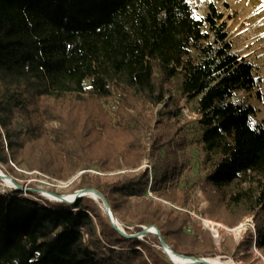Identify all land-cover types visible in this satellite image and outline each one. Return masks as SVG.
Instances as JSON below:
<instances>
[{
    "label": "trees",
    "instance_id": "1",
    "mask_svg": "<svg viewBox=\"0 0 264 264\" xmlns=\"http://www.w3.org/2000/svg\"><path fill=\"white\" fill-rule=\"evenodd\" d=\"M223 17L214 2L198 14L192 0H0V162L24 159L62 179L89 165L125 169L111 178L84 173L77 189L101 192L128 235L156 224L175 252L215 255L210 233L187 213L162 220L138 209L149 186L180 206L190 201L177 197L186 143L172 120L184 100H196L213 167L205 181L223 194L210 215L234 227L254 214L264 253V125L236 97L257 88L255 65L233 51ZM158 105L168 120L160 133L144 111ZM147 155L151 171H128ZM28 193L37 198L0 192V264H174L151 233L122 234L100 198ZM241 245L251 257V241Z\"/></svg>",
    "mask_w": 264,
    "mask_h": 264
},
{
    "label": "rangeland",
    "instance_id": "2",
    "mask_svg": "<svg viewBox=\"0 0 264 264\" xmlns=\"http://www.w3.org/2000/svg\"><path fill=\"white\" fill-rule=\"evenodd\" d=\"M210 2H214L219 11L224 14L223 21H226L229 39L233 44V51L245 56L255 65L257 88L252 92L239 91L236 97L245 103L252 104L257 109L254 122L264 125V0H192L200 15H204ZM109 102L111 105L117 104V97L110 98ZM161 109H163L162 105H158L155 108L151 107L150 110H144L149 117V125L157 133L162 132L164 123L168 122L165 116L159 114ZM172 122L175 124L174 127L181 126L182 132L178 139L181 142L185 140L186 143L185 160L187 169L179 182L177 197H182L187 193L190 201L185 207L180 206L173 201L159 197L150 190L149 186L145 195L147 202L145 206L143 204L139 206V211L141 214L144 210L149 214L157 215L159 213L162 220L166 218L168 211L171 210L187 213L201 225L203 230L210 233L215 246V255L210 253L208 254L209 256H220L228 261L229 264H264V253L255 244L257 225L254 214L243 217L234 227L225 224L222 219L210 215L211 210L223 206L221 203L223 194L212 188L205 181L206 176L212 171L213 167L211 163L206 161L201 148L202 128L196 113V100L192 102L184 100L179 119H173ZM141 138L146 146L144 133L141 134ZM154 164L155 159L147 155L138 168H131L128 171L136 172L146 168L151 171ZM0 169L15 182L19 183L26 195L37 198L36 195L28 193L30 189H33L45 200L55 199L44 195L43 191L62 195L78 191L77 186L84 173L99 175L102 178H111L126 171L125 169L106 171L97 165H89V168L79 169L71 176L62 179L41 170L39 167L29 168L24 159L19 161L10 159L8 164L0 162ZM14 188L13 185L7 184L3 178H0V192H8ZM96 199L98 200V198ZM182 200L184 201V198ZM208 220L213 223H209ZM216 224L222 226L219 227ZM134 226L132 225L131 228H134ZM152 226H156L160 230L156 224L144 227ZM186 231L191 233L190 228L186 229ZM142 236L139 235V237ZM156 239L160 240L159 236L153 233L149 234L147 238L154 246L162 249ZM242 240L251 241L249 250L252 253L251 257H247L245 246L241 245ZM204 249L196 248L201 254L205 253Z\"/></svg>",
    "mask_w": 264,
    "mask_h": 264
},
{
    "label": "water",
    "instance_id": "3",
    "mask_svg": "<svg viewBox=\"0 0 264 264\" xmlns=\"http://www.w3.org/2000/svg\"><path fill=\"white\" fill-rule=\"evenodd\" d=\"M13 181H14V180H13ZM14 182H15V181H14ZM15 183L17 184V185H15V186H16V189H22V186H21L19 183H17V182H15ZM86 191H91V192L95 193V194L97 195V198H100V199H101V201L103 202V206H104V208H105L107 214H108L109 217L111 218V221L113 222V224L116 226V228H117L122 234H124V235H126V236H128V237H135V236H139V235H144L145 233H153V234H156L157 236H159V239H160V241H161V248H162V250H163V251L166 253V255L168 256L166 250H167V248H171V247H170V246L168 245V243L165 241L164 237H163L162 234H161V231H160L156 226H152V227L156 228L157 231L151 230L150 227H144V230L141 231V232H139L138 234L128 235V234L125 232V230H124V228L122 227V225L120 224V222L118 221V219L116 218V216L114 215V212H113V210H112L110 204L107 202L105 196H104L101 192H99L98 190H96V189H81V190H78V191L75 192V193H76V197L74 198V200L69 201V200L64 199V201L67 202V203H74L78 198L84 196L83 193L86 192ZM57 195H61V196H62V194H57ZM171 250H173V249L171 248ZM173 251H174V250H173ZM176 253H177V252H176ZM177 254L180 255V256H182V257H184V258H186V259H193V261H192L191 263H194V262H195V263L211 264L210 262H208V261L205 259V257L186 256V255L179 254V253H177ZM172 262H173V261H172ZM173 263H174V262H173ZM174 264H175V263H174Z\"/></svg>",
    "mask_w": 264,
    "mask_h": 264
},
{
    "label": "bare ground",
    "instance_id": "4",
    "mask_svg": "<svg viewBox=\"0 0 264 264\" xmlns=\"http://www.w3.org/2000/svg\"><path fill=\"white\" fill-rule=\"evenodd\" d=\"M0 178H3L7 184H11L13 186L17 185L9 175L5 174V172L2 169H0ZM43 194L46 196H50L51 198L57 201H64V199L71 201V200H74V198L76 197V193L63 194L61 196V195L52 193L50 191H43ZM83 195L90 196L95 199L97 198V195L91 191H86L83 193ZM150 229L157 231V229L154 227H150ZM166 251L168 254V258L171 261H173L175 264H196L195 262L191 263L193 259H186L178 255L175 251L171 250V248H167ZM205 259L211 264H229L228 261L222 259L220 256H205Z\"/></svg>",
    "mask_w": 264,
    "mask_h": 264
},
{
    "label": "built area",
    "instance_id": "5",
    "mask_svg": "<svg viewBox=\"0 0 264 264\" xmlns=\"http://www.w3.org/2000/svg\"><path fill=\"white\" fill-rule=\"evenodd\" d=\"M15 188H16V186H14ZM209 221V223H213L211 220H208ZM217 226H219L218 224H216ZM222 226V225H221ZM221 226H219V227H221Z\"/></svg>",
    "mask_w": 264,
    "mask_h": 264
}]
</instances>
